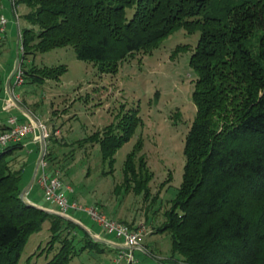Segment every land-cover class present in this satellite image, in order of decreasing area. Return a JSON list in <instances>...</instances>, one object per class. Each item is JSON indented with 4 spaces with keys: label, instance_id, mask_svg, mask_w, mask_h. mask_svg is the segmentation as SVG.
<instances>
[{
    "label": "trees",
    "instance_id": "1",
    "mask_svg": "<svg viewBox=\"0 0 264 264\" xmlns=\"http://www.w3.org/2000/svg\"><path fill=\"white\" fill-rule=\"evenodd\" d=\"M18 7L24 8L18 17L19 71L27 86L59 81L65 65L35 62L57 48L71 47L77 60L105 65L150 51L179 29L198 33L189 58L196 111L185 136L181 183L155 231L169 236L172 254L183 261L172 254L154 260L264 264V0H15L14 14ZM254 35L256 54L246 45ZM3 83L0 72V106ZM138 124L128 111L111 130L107 125L75 144L98 145L101 167H113L117 149ZM6 128L0 121V134ZM22 148L11 145L0 153V264H19L28 237L45 222L48 245L59 244L46 264H67L76 255L72 232L79 226L20 199L22 165L14 154ZM121 172L120 188L149 197L151 176L142 158L131 151ZM108 175L101 169V176ZM82 242L81 252L98 249L86 232Z\"/></svg>",
    "mask_w": 264,
    "mask_h": 264
},
{
    "label": "rangeland",
    "instance_id": "2",
    "mask_svg": "<svg viewBox=\"0 0 264 264\" xmlns=\"http://www.w3.org/2000/svg\"><path fill=\"white\" fill-rule=\"evenodd\" d=\"M13 2L15 0H0V16L8 21L4 42H0L5 44L0 54V72L4 82L0 121L8 116L3 111L4 101L8 103L12 97L10 114L32 121L16 106L17 102L44 126L43 161L47 165V173L57 174L67 185L69 199L81 206L94 207L108 219L141 231L140 246L132 252L135 264H157L155 258H169L172 254L169 236L155 234V231L164 221L163 214L171 207L181 183L185 136L196 111L192 102L196 77L189 67V58L198 33L190 35L179 29L150 51L141 50L122 61L105 65L77 60L71 47L54 49L37 55L35 62L46 67L65 65L67 70L59 81L48 80L37 87L24 85L22 78L16 83L14 77L10 82L9 96L6 81L16 57L19 16L24 12L23 7H18L14 14ZM16 16L19 17L17 21ZM246 45L256 54L257 35L251 37ZM18 49L21 50L19 45ZM128 111L136 115L139 124L129 141L117 149L113 167H101L98 145L78 147L75 144L94 132H102L107 125L111 130ZM33 142L36 147L30 143L14 154V161L22 165L24 187L31 179L40 155L41 142ZM131 151L142 158L151 176L147 184V199H144L143 192L137 194L132 189L126 191L119 187L123 180L122 165ZM101 169L112 176H101ZM39 191V185L34 182L29 192L37 195L38 203L44 205L41 207L52 210L41 200ZM71 214L80 228L72 232L76 255L67 264H108V253H104L103 244L94 240H102L93 233L98 228L87 216L78 212ZM83 223L93 232L87 228L86 231ZM84 232L99 244L98 249L79 250ZM50 237L49 223L45 222L40 232L28 237L19 264H46L59 249L57 243L51 247L48 245ZM172 255L178 262L183 261L177 253ZM118 258L119 255L114 259ZM118 264H127L124 255Z\"/></svg>",
    "mask_w": 264,
    "mask_h": 264
},
{
    "label": "built area",
    "instance_id": "3",
    "mask_svg": "<svg viewBox=\"0 0 264 264\" xmlns=\"http://www.w3.org/2000/svg\"><path fill=\"white\" fill-rule=\"evenodd\" d=\"M8 21L1 15L0 16V39L3 38L5 28ZM16 83L21 82V73L15 76ZM9 102H13L9 98ZM4 101L3 111L10 113L12 107L11 103ZM6 103V104H5ZM13 104V103H12ZM6 106V107H5ZM13 108H16L13 105ZM6 130L0 134V153L11 145L26 146L25 140L32 136L33 141L41 142L45 140L44 126L40 122L36 125L30 121L28 124H22L15 115L9 114L6 119ZM46 163L42 160L37 171L35 183L39 185L42 193L43 200L46 204L51 206L52 211L59 214V216L71 219L72 212H78L87 216L95 225L109 235H112L117 243L125 250L119 254L118 259H114L110 264H118L119 259L124 257L127 259V264H135L133 260L132 251L138 249L142 239L141 231L132 230L128 225L108 219L101 211L94 207H85L78 205L75 201H71L68 197L70 191L65 186L58 175H49L46 170ZM73 220V218L71 219ZM78 223L76 220H73ZM79 224V223H78ZM129 253H126V252Z\"/></svg>",
    "mask_w": 264,
    "mask_h": 264
},
{
    "label": "water",
    "instance_id": "4",
    "mask_svg": "<svg viewBox=\"0 0 264 264\" xmlns=\"http://www.w3.org/2000/svg\"><path fill=\"white\" fill-rule=\"evenodd\" d=\"M19 38V37H18ZM18 42L19 41H17V49H16V57H15V60H14V65H13V68H12V70H11V72H10V74H9V76H8V78H7V81H6V92H7V94L10 96V88H9V86H10V82H11V80L16 76V74L18 73V70H19V67H20V58H19V49H18ZM10 99L12 98V97H9ZM13 100V99H12ZM15 104H16V106L18 107V108H20V110L21 111H24V114L29 118V119H31L36 125L38 124V121L34 118V117H32L31 115H29V114H27L25 111L26 110H24V109H22L21 107H20V105H18V103L17 102H15ZM41 145H40V155H39V157H38V160H37V163H36V166H35V169H34V171H33V174H32V176H31V179L29 180V182H28V184L23 188V190L20 192V199L27 205V206H30V207H33V208H36V209H39V210H42V211H44V212H47V213H50V214H54V215H58L59 216V214H57L56 212H54V211H52V210H48V209H46V208H44V207H40V206H37V205H35V204H33V203H31L27 198H26V195H27V193L29 192V190L32 188V186H33V184H34V182H35V178H36V175H37V171H38V167H39V165H40V163H41V161L43 160V156H44V149H45V144H44V140L43 139H41V143H40ZM62 218H64V217H62ZM64 219H66V220H69V221H71V222H73V223H75V224H78V223H76L75 221H73V220H71V219H68V218H64ZM95 241H97V242H101V243H104V241H102V240H96V239H94Z\"/></svg>",
    "mask_w": 264,
    "mask_h": 264
},
{
    "label": "crops",
    "instance_id": "5",
    "mask_svg": "<svg viewBox=\"0 0 264 264\" xmlns=\"http://www.w3.org/2000/svg\"><path fill=\"white\" fill-rule=\"evenodd\" d=\"M13 115H15V113H12ZM18 119H20L19 121L22 123V124H28L29 122H28V120L26 119V117H24L23 119H21V118H18ZM5 122H6V119L3 121V123L5 124ZM30 142H29V141ZM25 143H26V145H28V144H32V145H34L35 146V143L33 142V138H32V136H30V137H28L26 140H25ZM23 147V146H22ZM36 147V146H35ZM24 185H25V183H24ZM40 192V194H41V200L43 201V199H42V193H41V191H39ZM29 193V194H28ZM27 193V199L31 202V203H33V204H35V205H37V206H44V205H41L40 203H38V201H37V195L35 194V193H30V192H28ZM31 197V198H30ZM44 202V201H43ZM51 207V206H50ZM91 224L92 225H94V227H97L98 228V230L96 231V232H93L92 230H91V228H90V226H88V225H86V224H84L83 223V228L87 231V229H90V231H92L93 233H95V234H97L99 237H101V239H102V241H104V243H102L103 244V246H104V248H103V250H104V253H108V260H109V263L108 264H110V263H112L111 262V260H113L114 258H116V256H118L121 252H123V251H125L118 243H117V241L115 240V238L112 236V235H109V234H106V233H104L101 229H100V227H98L97 225H95L94 223H92L91 222ZM87 228V229H86ZM101 243V242H100ZM135 250H137V249H135ZM135 250H133V251H135ZM132 251V252H133Z\"/></svg>",
    "mask_w": 264,
    "mask_h": 264
}]
</instances>
